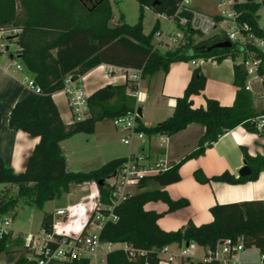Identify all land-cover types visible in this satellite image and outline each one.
Returning a JSON list of instances; mask_svg holds the SVG:
<instances>
[{
  "label": "trees",
  "instance_id": "trees-1",
  "mask_svg": "<svg viewBox=\"0 0 264 264\" xmlns=\"http://www.w3.org/2000/svg\"><path fill=\"white\" fill-rule=\"evenodd\" d=\"M136 1L141 5V12L138 22L132 25L125 21L123 15L117 22L111 23L113 11L110 0H0V29L10 27L18 30L9 40L16 44L23 64L34 74L33 79L41 88V93L28 94L10 109L9 126L38 137L39 141L22 172L16 173L0 156V183L17 187L15 196L0 195V219L20 201L42 209L46 202L68 192L71 184L93 182L100 201L110 202V189L105 180L118 170L125 157L112 159L89 171H69L60 142L81 132L94 133L98 121L113 119L133 110L135 100L128 90L136 85L126 81L99 87L88 95V116L67 124L53 100V94L63 89L67 75L78 77L101 64H107L139 69L144 78L161 69L167 72L172 61L207 58L221 61L242 57L241 49L234 45L213 47L217 42L227 41L224 35L195 41L194 32H189L185 44L161 53L153 45L157 24L149 33L143 30V10L147 7L158 14L170 16L182 0ZM261 6L262 3L256 0H243L235 5L240 13L239 19L248 22L253 32L264 38V27L258 23ZM258 56L264 87V55ZM246 79L244 66L236 63L234 84L237 91L233 104L222 105L217 99L206 97L205 107H195L193 97L203 92L207 82L197 66L183 94L176 97V106L170 117L152 126L144 125L138 117L137 130L148 137L171 136L192 123L202 125L204 133L193 152L174 162L165 172L144 177L135 192L115 206L117 220L105 224L101 237L111 243L127 244L129 250L117 248L110 251L106 264H158V251L166 244L181 246L183 242H195L200 247L214 248L228 237L234 241L240 239L245 249L255 247L264 254V203L261 200L216 204L210 208L212 221L200 225L188 221L183 228L175 231H166L158 225L161 213L145 209L146 203L157 201L168 205L167 213L188 206L187 198L172 199L163 189L181 179V164L203 155L221 135L238 126L249 132H258L255 119L264 114V107L259 112L254 109L252 95L245 88ZM2 118L0 101V125ZM242 151L245 165L251 169L249 175L235 177L225 171L207 176L201 169H196L193 173L195 180L201 184H241L256 180L264 170V155L251 156L245 147ZM99 181L103 183L99 184ZM53 219L52 213L45 212L41 227L52 231ZM0 253L6 256L5 264H36L35 261H27L28 250L20 237L12 239L10 235H0ZM64 264H90V260L72 259ZM195 264L218 263L197 261Z\"/></svg>",
  "mask_w": 264,
  "mask_h": 264
},
{
  "label": "crops",
  "instance_id": "crops-1",
  "mask_svg": "<svg viewBox=\"0 0 264 264\" xmlns=\"http://www.w3.org/2000/svg\"><path fill=\"white\" fill-rule=\"evenodd\" d=\"M190 1L191 6L198 9L193 5V0ZM157 15L163 16L158 13ZM9 37L11 36H7L6 38L9 40ZM200 39L202 38H198V40ZM155 42L156 40H153V43ZM10 46H16V44L12 43L6 46V48L9 47L8 50L5 48L4 51L7 52V56H5L4 52L0 56V101L3 110V118L0 125V156L6 165L18 173L25 169L28 156L38 143L39 138L31 136L21 129L9 126L8 117L11 107L32 93L27 87L26 78H34V74L23 64L18 53V47L16 46V54H13L8 53ZM195 61H197V65H193L191 61H172L168 66L167 72L161 69L151 76L142 77L139 86L128 90V94L132 91L139 92L140 101L137 106L142 110L141 120L144 125H155L173 114L176 106V97L183 94L192 71L197 66L201 68L207 82L203 92L193 97L194 106L205 107L206 97L215 98L222 105L229 106L233 104L237 91V87L234 84V65L237 63V60L229 57L221 61L212 58L197 59ZM133 70L101 64L82 75L84 78V90L89 95L101 86L124 83L127 80H125L123 75ZM106 72H110V75H106ZM248 83L250 85L249 91L252 95L253 107L259 112L264 107L263 84L253 78L249 79ZM53 100L59 109L63 121L67 124L72 122L73 117L68 100L62 90L53 94ZM134 100L136 107V99L134 98ZM261 116L264 118L263 114L256 119L258 120ZM103 121L101 120L96 123L95 131L98 123ZM203 133L204 127L202 125L192 123L185 130L171 136H145L148 138V147L144 154H147L151 158H155L159 154H166L173 162H179L197 148L198 140ZM65 141H61L60 146L66 156L67 170L72 171L68 167L69 156L63 146ZM242 147L247 148L251 156L264 155V127L258 132H249L242 126H238L221 135L217 141L213 142L206 149L203 155L190 158L181 164L179 167L181 179L178 182L163 187V189L167 191L172 199L187 198L189 200L188 206L167 213L168 205L162 201H157L146 203L145 209L161 213L162 216L158 219V225L166 231H175L183 228L188 221L193 222L195 225L212 221L213 215L210 212V208L216 204L252 199H258L264 203V170L259 173L256 180L241 184L226 182L201 184L194 178L193 173L196 169H201L207 176L228 171L235 175V177H239V170L245 165ZM129 151V154L135 153L132 148ZM92 183L88 182L77 185L85 186L92 185ZM88 195L79 197L74 203L87 201ZM68 205L71 204H66V206ZM66 206L60 205L55 209H49L45 212L52 213L54 219H56L55 212ZM39 228H41V225ZM172 245L178 246L177 244ZM257 251L260 254L258 249ZM201 255L202 251L201 254H198L196 251L197 258ZM258 259L259 257L256 260L249 259L248 261L257 262ZM91 262L93 264H100L95 261ZM5 263L6 256L4 253H0V264ZM64 263L52 261L47 264Z\"/></svg>",
  "mask_w": 264,
  "mask_h": 264
},
{
  "label": "built area",
  "instance_id": "built-area-1",
  "mask_svg": "<svg viewBox=\"0 0 264 264\" xmlns=\"http://www.w3.org/2000/svg\"><path fill=\"white\" fill-rule=\"evenodd\" d=\"M242 1L216 0L220 11L211 16L192 7L190 0H182L174 14L163 15L175 21L181 27L182 32L173 36L167 32L156 31L157 40L153 43L154 49L158 50L160 45H164L169 50H175L181 44L186 43L189 32L195 33L193 38L224 35L231 45L242 51V57L237 58V63L242 64L245 68L247 75L245 88L250 90L249 79L253 78L261 83L263 81V77L259 73L261 59L258 55H264V38L257 36L248 22L239 19L240 13L235 5ZM256 1L262 3L261 7H264V0ZM13 31L15 34L18 32L17 29H13ZM164 36H168V38L165 39ZM191 62L193 65H197V61L192 60ZM106 75L109 76L110 72H106ZM123 77L130 83L139 86L142 79L141 70L134 69L132 72L124 74ZM83 79L82 75L78 77L67 75L64 80L62 92L67 97L73 117L72 121L82 120L89 114L88 94L84 90ZM26 83L32 93H41V88L34 79L26 78ZM129 95L136 99V107L112 119L113 125L124 133L121 138L124 144H130L135 136L141 139L146 136L137 130L139 92L132 91ZM256 126L258 131L264 127L263 116L256 119ZM173 163L166 154H159L155 158H151L144 153H131L125 157L118 170L105 180L110 189L109 203L100 201L97 190L88 195V204L83 201L58 209L55 216L67 220L62 232L56 231L53 223L52 231L41 227L37 231L19 233L11 227V219L4 216L0 219V235H10L12 239L20 237L23 246L28 250L26 259L29 263L35 261L36 264H47L52 261L66 262L72 259L87 258L90 262L106 264V256L113 250V243L103 239L101 231L108 221L117 220L114 213L115 206L129 198L144 177L165 172ZM188 243L187 246L183 242L181 246L176 247L177 250L172 249L171 244L162 246L158 251V264H179L181 262L195 264L197 261L217 262L218 264H264L263 253L259 254L257 262L240 257V253L245 250L240 239L234 241L228 237L214 248L200 247L195 242ZM199 247L202 248V255L197 258L196 251ZM122 248L129 250L127 244H123ZM178 259L179 263H177Z\"/></svg>",
  "mask_w": 264,
  "mask_h": 264
},
{
  "label": "rangeland",
  "instance_id": "rangeland-1",
  "mask_svg": "<svg viewBox=\"0 0 264 264\" xmlns=\"http://www.w3.org/2000/svg\"><path fill=\"white\" fill-rule=\"evenodd\" d=\"M113 11V18L111 23H115L123 15L125 21L129 24H135L139 20L141 5L136 0H110ZM199 10L214 16L219 13V8L216 4V0H193ZM259 20L258 23L261 27H264V7L258 10ZM143 29L146 33H149L152 28L157 24V31L162 33L167 32L173 36L182 32L181 27L173 20H170L164 16L157 15L153 10L145 7L143 10ZM15 35V32L10 27H4L0 29V50L5 51L6 46L12 44L11 40L6 37ZM165 39L168 36H164ZM199 36L195 37V41ZM153 40H157L154 35ZM16 46H10L8 53L16 54ZM158 50L161 53L169 50L167 46L160 45ZM189 51V50H188ZM7 56V52H4ZM190 62V61H189ZM262 90V89H261ZM124 133L117 129L112 122V119H104L103 122L98 123L97 129L94 133H78L71 138L66 139L63 143L66 153L69 156L68 167L72 171H89L96 169L106 162L115 158H124L129 154V150L135 153H144L147 150L148 138L133 137L130 144H124L121 141V137ZM97 190L96 185L78 186L77 184H71L69 191L63 193L59 198L51 200L46 203L42 209L30 206L23 201H20L18 205L11 211H9L5 217L10 218L12 221L11 227L21 233L28 231H37L41 225L42 215L46 210H52L58 206H66V204H73L79 197L88 195L90 192ZM17 193L16 185H10L7 183H0V195L6 194L7 196H15ZM88 204V201L84 202ZM54 228L58 232H62L67 220H63L61 217L53 219ZM113 248H122V243H113ZM172 249L177 250L175 245H172ZM201 248L197 250L198 254H201ZM240 257L245 260H256L259 257L257 248H247L240 253ZM180 260L178 259L177 263ZM93 264V262H91Z\"/></svg>",
  "mask_w": 264,
  "mask_h": 264
},
{
  "label": "water",
  "instance_id": "water-1",
  "mask_svg": "<svg viewBox=\"0 0 264 264\" xmlns=\"http://www.w3.org/2000/svg\"><path fill=\"white\" fill-rule=\"evenodd\" d=\"M231 43L229 41H220L217 42L216 44L213 45V47H217V48H225V47H230ZM9 47L6 48V50H8ZM138 115L139 117H141L142 115V110L140 107H138L137 109ZM251 173V169L249 168L248 165H244L240 170H239V177L241 176H246L249 175ZM102 181H99V184H102ZM188 242H186V245L188 246Z\"/></svg>",
  "mask_w": 264,
  "mask_h": 264
}]
</instances>
